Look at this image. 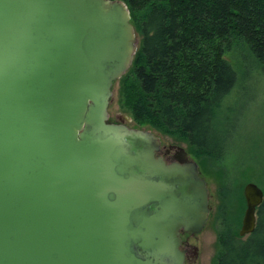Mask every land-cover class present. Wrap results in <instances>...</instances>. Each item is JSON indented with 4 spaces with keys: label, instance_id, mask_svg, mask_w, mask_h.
Segmentation results:
<instances>
[{
    "label": "water",
    "instance_id": "1",
    "mask_svg": "<svg viewBox=\"0 0 264 264\" xmlns=\"http://www.w3.org/2000/svg\"><path fill=\"white\" fill-rule=\"evenodd\" d=\"M138 44L123 0H0V264H185L209 213L197 162L108 122ZM243 196L241 237L264 191Z\"/></svg>",
    "mask_w": 264,
    "mask_h": 264
},
{
    "label": "trees",
    "instance_id": "2",
    "mask_svg": "<svg viewBox=\"0 0 264 264\" xmlns=\"http://www.w3.org/2000/svg\"><path fill=\"white\" fill-rule=\"evenodd\" d=\"M123 1L139 38L121 77L132 119L186 142L198 158L220 161L230 137V111L224 114L222 103L239 70L264 71V0ZM227 189L220 187L223 226L212 264H264V199L254 231L241 237L244 196L240 189L233 217Z\"/></svg>",
    "mask_w": 264,
    "mask_h": 264
},
{
    "label": "rangeland",
    "instance_id": "3",
    "mask_svg": "<svg viewBox=\"0 0 264 264\" xmlns=\"http://www.w3.org/2000/svg\"><path fill=\"white\" fill-rule=\"evenodd\" d=\"M246 53V52H245ZM237 86L224 99L222 112L230 111V137L220 161L196 158L189 151L188 144L173 136L155 130L149 124H138L123 103L121 78L112 84V96L108 105V121L116 122L118 114L131 118L126 124L134 128L148 129L159 136L162 145L183 147L198 164L200 175L208 187V218L203 229L196 234L181 235L182 243H188L196 255L190 253L185 264H212L217 253V232L223 226L219 206L222 203L220 187L228 186L227 205L233 217L237 216L240 204V189L247 182H254L264 191V71L245 67ZM241 213L243 218L245 204ZM231 217V216H230ZM240 225L238 231L240 229Z\"/></svg>",
    "mask_w": 264,
    "mask_h": 264
},
{
    "label": "flooded vegetation",
    "instance_id": "4",
    "mask_svg": "<svg viewBox=\"0 0 264 264\" xmlns=\"http://www.w3.org/2000/svg\"><path fill=\"white\" fill-rule=\"evenodd\" d=\"M124 116H126V118L128 119L125 120ZM117 120L116 122L114 123H120V122H124L126 124V122H130L131 121V118H129L127 115H121V114H118V117H117ZM108 122H113V121H108ZM127 125V124H126ZM130 127V126H129ZM134 128V127H133ZM178 146H175V145H172V144H169V145H162V142H161V145H160V149L159 151H157L155 153L156 156H161L162 159L166 162V163H171V162H178V157L180 156V151L178 150L177 148ZM185 150V149H184ZM186 151V150H185ZM187 152V151H186ZM187 157L188 159H192L188 152H187ZM196 157V156H195ZM198 158V157H196ZM199 170V169H198ZM200 174V173H199ZM201 176V175H200ZM202 177V176H201ZM181 248H183L184 250H186V254L187 256L191 254L193 255H196V252L194 250H196L194 247H193V251H189L190 249H192V247L188 244V243H185L181 245ZM186 261V260H185Z\"/></svg>",
    "mask_w": 264,
    "mask_h": 264
}]
</instances>
